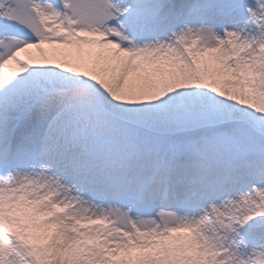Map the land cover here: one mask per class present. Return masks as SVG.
Returning a JSON list of instances; mask_svg holds the SVG:
<instances>
[{
	"label": "snow or ice",
	"instance_id": "6c2138e0",
	"mask_svg": "<svg viewBox=\"0 0 264 264\" xmlns=\"http://www.w3.org/2000/svg\"><path fill=\"white\" fill-rule=\"evenodd\" d=\"M0 264H264V0H0Z\"/></svg>",
	"mask_w": 264,
	"mask_h": 264
}]
</instances>
